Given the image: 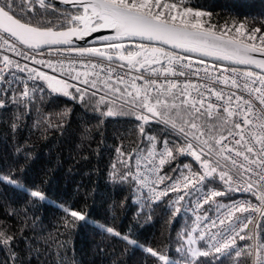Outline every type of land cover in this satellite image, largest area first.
<instances>
[{
  "label": "snow or ice",
  "instance_id": "6c2138e0",
  "mask_svg": "<svg viewBox=\"0 0 264 264\" xmlns=\"http://www.w3.org/2000/svg\"><path fill=\"white\" fill-rule=\"evenodd\" d=\"M59 2L71 9L58 11L54 0H21L23 7L0 0V107L30 110L39 94L95 104L101 120L133 116L140 144L132 153L116 149L121 167L112 165L110 179L146 189L142 210L167 199L173 218L182 208L195 213L177 234L181 264H264V243L250 227L257 214L264 220V23L219 24L190 0ZM17 151L20 170L31 154ZM0 183L23 187L11 168L0 170ZM28 191L45 199L39 189ZM232 192L250 193L257 203L219 201ZM63 211L66 227L85 220L71 207ZM15 239L0 227V245Z\"/></svg>",
  "mask_w": 264,
  "mask_h": 264
},
{
  "label": "trees",
  "instance_id": "16d2710c",
  "mask_svg": "<svg viewBox=\"0 0 264 264\" xmlns=\"http://www.w3.org/2000/svg\"><path fill=\"white\" fill-rule=\"evenodd\" d=\"M190 3L212 12V20L219 24L246 21L259 27L264 23V0ZM16 4L23 7L21 0ZM37 11L44 10L37 6ZM37 96L30 110L18 109L10 102L0 107V170L6 174L11 168L26 188L39 189L63 207L78 210L181 264L183 252L176 250L177 234L185 225L191 227L194 219L182 211L173 218L167 200L142 210L135 185L110 179L112 165L121 167L116 149L132 153L140 144L134 117L101 120L95 104L85 106L66 97L56 100ZM18 148L31 154L20 170L13 163L23 159ZM130 165L134 170V159ZM65 215L62 207L37 200L22 188L0 183V227L16 236L11 246L0 245V264H163L98 225L74 221L66 227ZM255 234L264 243V220ZM254 242L238 240V245ZM225 264L232 262L226 260Z\"/></svg>",
  "mask_w": 264,
  "mask_h": 264
},
{
  "label": "built area",
  "instance_id": "2783aa9c",
  "mask_svg": "<svg viewBox=\"0 0 264 264\" xmlns=\"http://www.w3.org/2000/svg\"><path fill=\"white\" fill-rule=\"evenodd\" d=\"M9 55H11V54H9ZM125 71H126L125 69H119V68H117V72H119L121 75H123ZM135 169H136V163H135V166H134V170L133 171H135ZM136 192H137V195L140 197L141 201H142L143 195H146L147 194V190L146 189H142L140 191H137L136 190ZM230 197L231 198H229V197H221V198H218V199H219V201L221 203H224V204H231L233 199L234 200H237V201L248 200V201H251L253 204H256L257 203V201L255 200V197L252 196L250 193L232 192V193H230ZM182 212L185 213L188 216H191L193 219L195 218V213L193 211H191L190 209H188V208H182ZM214 213H215V208H213V211H212V213H210V215H214ZM243 215H247V213H245ZM261 221H262L261 217L257 214L255 216V218H254V224L252 226H250L252 228V233L255 236H256L255 229H256L257 225ZM237 244H238V241H237Z\"/></svg>",
  "mask_w": 264,
  "mask_h": 264
},
{
  "label": "rangeland",
  "instance_id": "374dc122",
  "mask_svg": "<svg viewBox=\"0 0 264 264\" xmlns=\"http://www.w3.org/2000/svg\"><path fill=\"white\" fill-rule=\"evenodd\" d=\"M20 184H21V183H20ZM21 185H22V184H21ZM12 186H14V185H12ZM15 187H16V186H15ZM18 188H22V189H24V190L27 189V191H28V190H31V189L26 188L24 185H23V187H18ZM44 195H45V194H44ZM43 201L48 202V203H51V204H54V205H56V206H59V207H62V208H63V206H62L61 204L55 202L53 199L49 198V197L46 196V195H45V199H44ZM83 221L90 222V223H92V224H95V225H98V226L101 227V224L97 223L96 221H94L92 218H90V217H88V216H85V220H83Z\"/></svg>",
  "mask_w": 264,
  "mask_h": 264
},
{
  "label": "water",
  "instance_id": "95a60500",
  "mask_svg": "<svg viewBox=\"0 0 264 264\" xmlns=\"http://www.w3.org/2000/svg\"><path fill=\"white\" fill-rule=\"evenodd\" d=\"M54 2L56 3V8L71 9V5L63 4V3L59 2V0H54Z\"/></svg>",
  "mask_w": 264,
  "mask_h": 264
}]
</instances>
